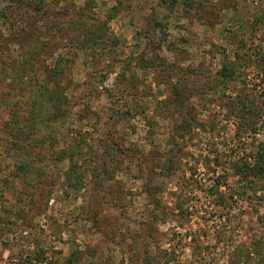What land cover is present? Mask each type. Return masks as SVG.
Here are the masks:
<instances>
[{
	"label": "rangeland",
	"instance_id": "rangeland-1",
	"mask_svg": "<svg viewBox=\"0 0 264 264\" xmlns=\"http://www.w3.org/2000/svg\"><path fill=\"white\" fill-rule=\"evenodd\" d=\"M0 264H264V0H0Z\"/></svg>",
	"mask_w": 264,
	"mask_h": 264
}]
</instances>
